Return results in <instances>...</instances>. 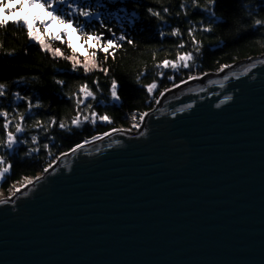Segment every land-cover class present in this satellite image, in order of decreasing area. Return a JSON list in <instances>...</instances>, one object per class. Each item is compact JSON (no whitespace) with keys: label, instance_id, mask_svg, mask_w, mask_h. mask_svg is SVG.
<instances>
[{"label":"water","instance_id":"95a60500","mask_svg":"<svg viewBox=\"0 0 264 264\" xmlns=\"http://www.w3.org/2000/svg\"><path fill=\"white\" fill-rule=\"evenodd\" d=\"M147 113L3 198L0 264H264V55Z\"/></svg>","mask_w":264,"mask_h":264},{"label":"trees","instance_id":"16d2710c","mask_svg":"<svg viewBox=\"0 0 264 264\" xmlns=\"http://www.w3.org/2000/svg\"><path fill=\"white\" fill-rule=\"evenodd\" d=\"M204 2L200 0L201 4ZM181 3L185 4L184 8L180 7ZM260 4L261 0H217L216 15L223 16L226 22L214 23L211 32L204 25L212 23V19L204 9L194 7L192 0H123V11H116L110 4L107 9H102L105 11L102 19L115 29L117 37L123 32L127 40H117V44L123 46L110 49L115 56L103 50L98 53V63L102 69L109 70L107 73L99 69L85 73L82 67L73 72L71 63L64 57H53L51 52L40 48L38 42L30 40L24 27L13 23L0 27V83L7 85L5 93L0 95V107L8 112L10 131L14 132L15 123L19 122L17 113H25L24 132L16 134L20 143L12 151H0V155L6 157L5 163L11 161L12 164L10 174L0 182V191L8 193L26 177L43 173L60 153L83 140L108 132L110 128L129 127L134 121L140 122L138 117L133 119L134 114L152 109L164 88L188 78L191 73L219 72L217 69H221V65L264 55V27H247L253 19H264V7ZM149 7L159 16L148 13ZM164 8L168 9L167 13ZM93 28L104 31L95 21L89 25V31ZM172 28H178L179 33L172 35ZM193 35L201 42L199 52ZM111 38V34L106 37ZM181 41H184L183 46H180ZM49 42L53 47L63 49L66 55L72 54L66 44ZM92 43L90 54L97 47L94 39ZM178 52L193 54L189 67L180 64L173 69L159 63L164 59L175 60ZM84 58L82 54L81 59ZM161 72L163 76L159 75ZM113 78L118 81L119 102H114L110 94ZM153 79L157 81V88L149 94L143 85ZM59 80L65 83L61 85ZM97 80L98 86L93 83ZM85 82L96 93V99L87 98L80 105L81 119L95 110L98 115L107 113L113 118L111 122L97 119L93 124L89 120L80 128L70 124L76 115L79 85ZM23 97L29 100L25 101ZM37 100L41 102L39 106ZM29 101L33 105L30 114L26 111ZM89 104L92 109L88 108ZM52 117L56 118L55 124L51 123ZM2 120L0 117V139L4 138ZM61 120L70 125V130L60 129ZM37 121L40 127L34 126ZM32 135L37 136L35 142L31 140ZM45 143L48 148L43 147Z\"/></svg>","mask_w":264,"mask_h":264},{"label":"snow or ice","instance_id":"6c2138e0","mask_svg":"<svg viewBox=\"0 0 264 264\" xmlns=\"http://www.w3.org/2000/svg\"><path fill=\"white\" fill-rule=\"evenodd\" d=\"M217 0H205L203 4L200 3V0H192V4L194 7L204 9L208 14L210 19H212V23H207L204 25V28L211 32L213 30L214 23H225V19L223 16H217L214 10ZM114 5L116 11H123V0H19L18 7L24 9L22 14L11 17V20L6 18V15L0 14V27H6L9 23L15 24L17 27H24L27 30V35L30 40L38 42L40 48H42L45 52H51L53 57H64L67 61L71 63V70L73 72L77 71L80 67L83 68L85 73L92 71L93 69H99L105 73H107L108 69H102L100 64L98 63V53L103 50L104 53L109 54L110 49L112 48H120L123 45L117 44V40L124 41L127 40V36L121 32L119 37L116 36L115 29L109 27L108 23L104 22L102 17L105 16V11L102 9H107L109 5ZM6 0H0V7H5ZM261 7H264V0H261ZM181 8L185 7L184 3H181ZM15 9L5 7V12L7 11H14ZM163 11L165 13L168 12L167 8H164ZM148 13H153V9L149 7L147 9ZM45 13L47 15L45 16ZM154 15L159 16L158 12L153 13ZM178 15V14H177ZM108 16L111 18L112 13L109 12ZM163 19V17H159ZM99 24L100 28L104 29V31H100L96 28H93L92 31H89V25L93 22ZM55 22H59L61 25H65V27L61 28L59 32L55 31H47L49 26ZM256 26L264 27V19H253L251 25L247 27H251L255 29ZM44 29V31H41ZM72 29H75L77 35L84 39L90 40L94 39L97 42V47L95 51L91 52V54L84 59H81V53L74 47V42L67 39L68 34ZM178 28H172V35H176L179 33ZM189 33H192V29H188ZM111 34V39H106V37ZM161 36L164 35L163 32L160 33ZM193 41H195L196 51H200V41H196L195 36H192ZM60 41L61 43L66 44L69 48L72 49L71 55H66L65 51L61 48L53 47L52 43L49 41ZM105 42L107 47H105ZM130 43L132 41H129ZM184 41H181V45L183 46ZM112 56H115V52L112 51L110 53ZM193 59V54L191 52H183L177 53V58L175 60L164 59L159 63L164 67H168L169 65L173 69H177L178 65L182 64L183 67H189L190 61ZM256 63L252 62L249 64V67H255ZM229 65H221L222 68H227ZM221 69H217L220 71ZM245 71L247 72L248 69L246 68ZM159 75L163 76V72L159 73ZM200 75H204V73H200ZM196 77L189 75L188 79L192 80ZM140 76H137V80L139 81ZM171 79V78H170ZM227 79V76L224 77ZM212 81H209L211 83ZM59 84L63 85L65 83L64 80H59ZM94 84L97 86L99 85V81H94ZM180 83H185L184 80H181ZM172 87H177L175 83L171 85ZM143 87L147 90L149 94L153 92L154 89L157 88V81L153 79L150 83L143 85ZM7 85L5 83H0V95L5 93ZM168 88H164L160 95L163 96L165 92H168ZM110 94L114 102H119L121 100L120 94L118 92V81L113 78L110 85ZM15 96L19 97V93H16ZM83 97V99L81 98ZM87 98L96 99V93L93 92L87 82L80 84L78 88V92L76 94V115L71 118L70 124L72 126H76L80 128L84 121H89L93 124L96 123L97 119L101 121H112V117L109 116L107 113L103 115H98L95 110H92L88 115H83L80 112L79 108L82 103ZM25 101H28V97L22 98ZM158 99V98H157ZM231 99V96H225L224 100ZM40 101H36V105H40ZM190 105H185L183 108L177 109L176 111H183L184 108L189 107ZM33 105L29 101L28 109L26 110L29 114L31 113ZM89 109H92L93 106L91 104L88 105ZM176 111H173L171 114L173 116L176 115ZM147 112H138L133 115V119L136 120L137 117L139 121H143L144 117L147 115ZM0 117H3L2 120V127L4 131V138L0 139V151H12L14 150L15 146L20 143L17 137V133L22 134L24 132V124L23 121L25 120V113H17L18 121L15 123V131L9 130L10 120L8 119V112L5 108L0 107ZM51 123H56V118H51ZM35 127H40V122L37 121L34 125ZM136 128H140L141 124L139 122L135 123L134 125ZM60 129H68L70 130V125L66 124L63 120L59 122ZM120 131V129L110 128L108 132L98 133L95 136H92V140L99 139L101 136H108L109 133H115ZM31 140L35 142L37 140L36 135L31 136ZM89 141L83 140L80 143L75 144L72 148L68 151L73 152L82 147V145L87 144ZM44 148H48L49 145L45 143L43 145ZM66 153H60V156H64ZM6 157L0 155V182L6 179L7 175L10 174L11 171V161L5 163ZM52 163H55L53 161ZM51 167V164L48 165V168ZM47 171V168L45 169ZM42 177H33L31 179L25 178V182L31 183L33 179H41ZM23 187V184L20 185ZM18 191L19 189H15ZM27 193H25L26 195ZM6 201L0 199V204H4Z\"/></svg>","mask_w":264,"mask_h":264},{"label":"rangeland","instance_id":"374dc122","mask_svg":"<svg viewBox=\"0 0 264 264\" xmlns=\"http://www.w3.org/2000/svg\"><path fill=\"white\" fill-rule=\"evenodd\" d=\"M18 3H19V0H6V5H5V7H7V8H12V9H15V10H14V11H7V12H5V7H0V14L6 15V18H8L9 20H11V17H13V16H17V15L22 14V12L24 11V9L18 7V6H17ZM46 15H47V13H45V16H46ZM63 27H65V25H61L59 22H55V23H53V24H51V25L49 26V28L47 29V31H55V32L58 33L59 30H60L61 28H63ZM41 31H44V29H41ZM67 39H69V40H71V41L74 42V47L78 50L79 53L83 54L85 57L89 56V54H90V44L93 45V43H92L93 39H90V40H84V39L80 38V37L77 35L75 29H72V30L70 31V33H69L68 36H67ZM223 69H224V68H223ZM223 69H221V70H223ZM221 70H220V71H221ZM220 71H219V72H220ZM208 72H210V71H207V72H205L204 74H206V73H208ZM217 73H218V72H217ZM198 74H199V75L195 74L194 72L191 73V75L194 76V77L202 76V75H200V73H198ZM187 80H189V79H187ZM157 104H158V101H157V103L155 104V106H154L153 108H155V107L157 106ZM153 108H152V109H153ZM135 123H137V122L134 121L132 125H130L129 127H124V128H127L129 131L136 132V131L139 130V128H136V127L134 126ZM139 123L142 124L141 121H140ZM122 128H123V127H122ZM29 179H30V178H29ZM25 183H26V182L23 181L22 183L13 186V187L10 189V191H9L8 193H5L4 191L1 190V191H0V197H2L3 195H6V196H8V197L14 195V193L16 192L15 189H20V187H21L20 185H21V184L24 185Z\"/></svg>","mask_w":264,"mask_h":264},{"label":"bare ground","instance_id":"6f19581e","mask_svg":"<svg viewBox=\"0 0 264 264\" xmlns=\"http://www.w3.org/2000/svg\"><path fill=\"white\" fill-rule=\"evenodd\" d=\"M235 64V63H234ZM209 73V72H208ZM213 73H216V72H213ZM207 74V73H206ZM205 75V74H204ZM203 76V75H202ZM201 77V76H199ZM197 78V77H196ZM4 197H7L6 195H3L2 197H0V199H3Z\"/></svg>","mask_w":264,"mask_h":264}]
</instances>
